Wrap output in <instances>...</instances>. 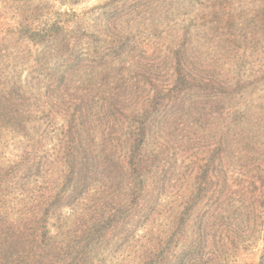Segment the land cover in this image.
I'll return each mask as SVG.
<instances>
[{"label": "trees", "instance_id": "obj_1", "mask_svg": "<svg viewBox=\"0 0 264 264\" xmlns=\"http://www.w3.org/2000/svg\"><path fill=\"white\" fill-rule=\"evenodd\" d=\"M81 2L59 0V9L51 0H0L23 17L0 36V264H227L215 242L238 232L219 221V197L199 207L192 191L178 204L185 195L172 191L182 180L177 155L163 139L147 150L151 133L177 124L185 103L180 76L168 89L152 81L156 66L147 69L144 49L173 27L179 0H113L90 15L78 12ZM217 13L216 29L226 19ZM228 24L235 26L232 15ZM122 55L128 68L121 62L115 79L92 83L96 68ZM254 108H241L236 123L249 122ZM257 199L264 208V192ZM190 231L181 245L178 236ZM261 256L264 264V245Z\"/></svg>", "mask_w": 264, "mask_h": 264}, {"label": "rangeland", "instance_id": "obj_2", "mask_svg": "<svg viewBox=\"0 0 264 264\" xmlns=\"http://www.w3.org/2000/svg\"><path fill=\"white\" fill-rule=\"evenodd\" d=\"M112 1L83 0L78 12L88 14L93 8ZM191 1L193 3L190 5L188 0L172 3L174 12L171 17L174 14L175 20H170L174 22L173 27L165 29L160 38L145 41L147 58L151 57V63H147L146 67L150 69L151 65L156 66V70L151 72L155 74L152 81L168 89L180 76L179 98L185 101L182 107L179 106L181 117L178 116V123L167 129L158 124L163 128L157 129L158 134L152 131L147 150L163 139L168 141L169 148L171 146V153L177 155L182 180L176 183L172 191L176 197L185 195V198L178 200V204L179 201L188 200L192 191L194 194L190 203H196L199 207L208 205L211 197H219L225 214L219 221L223 222L224 227L232 226V230L237 229L238 232L231 236L228 244L222 237L219 243L215 242V251H228L227 264H260L264 245V208H261L263 201L257 199V194L264 192V11H257L264 7V0ZM58 2L51 0V4L60 9ZM202 11L208 14L204 21H207L206 24L201 22ZM224 12L226 19L216 22L219 28H214L212 21L216 18L213 15L217 13L220 19ZM231 15L235 19V26L228 24ZM254 15L257 20L246 24L245 21ZM18 17L22 16H13V12L4 4L0 5V36L12 35L11 30L18 29ZM244 28L247 30L244 31ZM140 30L142 33L143 29ZM199 32L202 33L200 41L193 37ZM205 32L211 35L207 40L203 38ZM136 40L141 44L143 39ZM180 46L183 53L177 56L178 52L174 49ZM26 54L30 56L31 53ZM124 55L121 60L109 57L112 66L107 69H97L101 63L95 64L93 75L98 80L92 83H103V76L110 73L115 79L121 62L128 68L130 59ZM181 89H187V94L182 93ZM189 98L193 100L191 104L186 102ZM194 98L197 100L194 101ZM252 103L256 108L247 112L249 122L245 123V119L242 124L236 123L240 109H246ZM180 121L182 127H179ZM181 138L184 141H179ZM9 157H12L10 153ZM187 179L190 180V189L183 193L187 188ZM191 231L186 234L188 238L186 235L178 236L181 245L191 242ZM211 233L219 239L217 226ZM183 246L179 250L183 251Z\"/></svg>", "mask_w": 264, "mask_h": 264}]
</instances>
